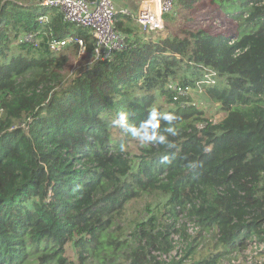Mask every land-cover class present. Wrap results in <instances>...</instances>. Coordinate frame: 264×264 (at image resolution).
I'll return each instance as SVG.
<instances>
[{"label": "trees", "instance_id": "16d2710c", "mask_svg": "<svg viewBox=\"0 0 264 264\" xmlns=\"http://www.w3.org/2000/svg\"><path fill=\"white\" fill-rule=\"evenodd\" d=\"M207 1L228 35L172 0L159 31L116 16L124 47L93 61L88 28L0 0V264H74L68 245L78 264L264 257V0Z\"/></svg>", "mask_w": 264, "mask_h": 264}, {"label": "built area", "instance_id": "2783aa9c", "mask_svg": "<svg viewBox=\"0 0 264 264\" xmlns=\"http://www.w3.org/2000/svg\"><path fill=\"white\" fill-rule=\"evenodd\" d=\"M41 5L56 10L68 23L88 28L94 39L91 57L93 61H103L110 59L114 52L124 47V37L114 27L116 16L130 17L143 30L159 31L165 26L163 15L171 12L173 2L172 0H141L135 13L126 8L117 9L111 0H41ZM40 20L46 21L45 18ZM24 39L31 41L33 35L27 34ZM77 42L81 47L79 57L86 56L82 41ZM67 43L51 42L49 49L53 53H59ZM253 250L254 256L245 258L243 262L232 260L229 264H264V257H258L262 246L254 245Z\"/></svg>", "mask_w": 264, "mask_h": 264}, {"label": "rangeland", "instance_id": "374dc122", "mask_svg": "<svg viewBox=\"0 0 264 264\" xmlns=\"http://www.w3.org/2000/svg\"><path fill=\"white\" fill-rule=\"evenodd\" d=\"M29 1V0H28ZM190 18L195 22L196 26L198 27H203L206 28L207 30H210V32L213 33H224L228 35L232 30L234 29V26L230 23L228 17L226 15H223L215 6H212L209 1L203 0L202 3L199 4L198 8L196 9L195 12H193L190 15ZM71 64L70 68L68 69V74L75 73L77 72L78 68L83 65L84 63H87V58L86 56H81L78 58H71ZM195 92L192 93L193 100L196 101L197 94L199 93ZM209 115L211 116L212 120L217 121L218 119L223 117L222 113H217L214 109L211 108L209 111ZM130 151L132 155L137 154V147H138V142L137 140H132L129 143ZM134 212L138 211L140 206L134 205L132 206ZM173 245L176 250H181V248L184 246L180 240V238L177 235L173 236ZM176 250L172 251V255L175 254ZM66 257L72 261L74 264H78V259L76 255V251L71 245H68L66 247V252H65ZM250 256H254V250L253 246L250 244L247 246V248L242 252V254L234 260H238L239 262H243L245 258H248ZM238 261H233V262H238ZM231 262V261H230ZM225 263V264H229ZM232 264V263H231Z\"/></svg>", "mask_w": 264, "mask_h": 264}, {"label": "crops", "instance_id": "0c3cea01", "mask_svg": "<svg viewBox=\"0 0 264 264\" xmlns=\"http://www.w3.org/2000/svg\"><path fill=\"white\" fill-rule=\"evenodd\" d=\"M117 9L126 8L135 13L139 7L141 0H111Z\"/></svg>", "mask_w": 264, "mask_h": 264}]
</instances>
